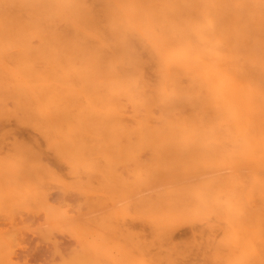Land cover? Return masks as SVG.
Returning a JSON list of instances; mask_svg holds the SVG:
<instances>
[{
	"label": "bare ground",
	"instance_id": "obj_1",
	"mask_svg": "<svg viewBox=\"0 0 264 264\" xmlns=\"http://www.w3.org/2000/svg\"><path fill=\"white\" fill-rule=\"evenodd\" d=\"M19 24H23L24 28L18 29ZM27 34L29 37L25 36ZM19 35H23L22 38L28 40L23 43L25 45L23 47L31 48L32 53L33 50L36 52L33 64H29L31 61L29 63L22 61L28 52L21 50L19 43L14 42ZM7 38L11 39L10 42H4ZM19 38L21 37L19 36ZM13 39L15 40L13 41ZM45 47L48 48L45 49ZM47 49L49 52L44 51ZM5 73L8 77L5 76ZM33 109L36 120L32 123V129L34 128L42 138L44 146L51 149L56 156H64L63 158L66 157V153H70L71 149L73 152L70 154H74V151L76 153L78 149L75 148L79 143L80 146H77L80 147L79 150H82L81 146H83V149L86 148L84 151L91 150L93 152L95 148L101 147L103 142L105 147L114 146L115 144L111 143L114 140V143L124 141L125 146L131 148V151L136 147L139 151V145H146L148 149L153 146L156 149L152 150L157 151L156 144H160V148L161 146H177L176 148L185 146L184 148L198 147L211 151L218 150L220 153L216 155L201 153L200 156L204 154L207 157L201 159L196 157L195 161H190L187 158L189 155L186 158H164L155 155L158 152L148 155V151H146L142 156L143 154L136 155L133 151L125 149V146H121L124 150L118 147L122 149L121 151L118 149L120 155L122 153L126 155L128 151L129 154H135H131L133 156L131 163H125L126 160H122L125 159V156L122 159V156H119L124 164L127 166L128 163L131 164V169H127V171L131 170L130 181L123 167V171L118 173V177L115 174V177L119 179L116 182L119 184L117 188L120 187V192L117 191L116 194L121 193L120 195H122V201L119 204L125 205L127 208V204H130L136 213L137 211L143 212L136 220L138 224L135 227L138 226L139 229H142L146 222L149 223L148 228L161 227L181 217L193 207L198 212L194 205H199V207L196 206L198 209L208 211V217L205 215L207 219L204 216L205 221L203 220L200 226H188L192 235L199 234L210 242L208 260L205 261L206 263L203 261V264H264V0H0V115L3 112L6 113L3 118L7 119L9 114L22 113L24 115ZM2 130L4 129L2 128ZM110 134L113 135V138L107 137V141L111 140L109 144L105 142L104 136ZM33 143L40 150L39 142L35 140ZM105 147L103 150H108ZM146 147L144 150L147 149ZM88 148L89 150H87ZM114 148L117 149V145ZM181 148L179 147V149ZM27 149L36 150L37 148L27 147ZM116 149L115 151H117ZM100 150L102 151V148ZM225 150L229 152L231 150L232 154H223ZM84 151L80 152L84 155ZM94 153L102 154L98 150H95ZM112 153H115L113 149ZM6 154L8 153H2L1 156ZM24 155L28 156V154ZM24 155L21 156L25 159ZM37 155L39 154L37 153ZM81 155L77 156H80L79 161L85 162L87 156H83L86 160H82ZM118 155L116 154L114 158ZM4 157V162H9L8 164L14 158L11 156L13 157L11 159L8 156L10 161H6L8 157ZM92 157L94 158V156ZM105 157L106 155L103 158ZM237 157L242 166L239 161L236 165ZM16 158L19 160V157L14 159ZM236 158L237 160H235ZM24 159L22 161L25 165L19 166L22 170H27L29 164ZM36 159L40 161V163L36 162L38 166L39 164H44L42 165L44 167L48 166L47 162L45 163L39 158ZM36 159L34 158L35 161H37ZM90 159L92 158L90 157ZM34 160L32 163L30 162L31 167L35 163ZM93 160L88 161V166L96 168L98 170L96 172L102 171L103 167L100 168L102 165L98 169L96 161ZM16 161L11 162L15 163ZM92 161L95 167L90 163ZM75 162H71L72 165H75ZM189 162H193L197 166L198 164L212 166L216 162L221 164L233 162L236 166H241L243 170L241 187L245 194V203L241 209L242 225L239 241L235 240L236 232L233 233V237L230 234V229L235 226L234 222L233 228H228L232 215L231 208L235 203L230 193L233 189L229 192H224L222 189L221 191L224 193L217 195L218 192L217 194L211 192L204 180L188 192H186L187 189L184 190L181 187L186 184L184 182H181V186H172L173 179L180 172L184 173L182 169L186 168V165L195 166ZM84 166L86 170V165ZM14 167L9 168L12 177L15 175V173L12 174ZM48 168L46 169L48 170ZM93 168L92 171H95ZM201 168L204 167L201 166ZM193 169L195 171V168ZM193 169L189 170L190 173L193 172ZM196 169L199 170L197 167ZM22 170H19L20 176L24 173ZM178 170L180 171L177 173ZM1 172L3 171L1 170ZM128 172L130 175V171ZM198 172H201V169ZM5 173L7 174V172ZM89 174L90 176L86 177H88V183L92 189L95 188L93 184L96 185V183H92V173ZM26 175L28 177V174ZM59 175L53 176L57 178ZM105 176L102 178L105 179ZM189 177L185 175V180H190ZM5 178L3 179L5 180ZM30 179H32L31 176ZM193 179H195V175ZM33 181L30 180V182ZM60 181L65 183L63 179ZM217 181L219 182L218 179H216ZM26 182L28 183V181ZM130 182L133 187H130L132 190L128 194L127 189L131 186ZM191 182H193L192 179ZM57 183L59 182L57 181ZM19 184L21 183L19 182ZM35 185L38 186L36 183ZM111 185L110 188H112ZM28 186L32 187L30 183ZM103 186L105 185L102 184L101 187ZM220 186L222 188V185ZM19 187L22 188L21 185ZM36 189H34L35 194L38 193H36ZM59 189L61 190V187ZM103 189L105 188L103 187ZM113 189L115 188L113 187ZM2 190L0 191L6 192L4 189ZM217 191H220L219 187ZM115 192L113 191V194ZM8 193L11 194V192ZM105 193H107L106 190ZM118 195L115 196L116 199L119 197L121 200ZM95 197L93 198L92 195L88 199L85 198L86 201L89 200L87 221L93 225L97 224V228H101V226L103 228L102 224L105 220L101 213L102 203L99 205L97 201L95 202L94 200L97 199ZM45 198L46 196H44ZM44 199L42 200L44 201ZM112 200L115 201V198ZM7 202L9 203V201ZM47 202L45 204H51L48 200ZM60 206L58 205L59 208ZM79 207L80 205L78 209H80ZM132 207H130L131 210ZM41 210L45 213L46 209L42 208ZM55 210L57 211V209ZM68 211L63 209L62 212ZM66 214L69 218L72 216L70 213ZM78 214L79 217L82 214L81 211ZM75 215L77 216V214ZM61 217L64 218L63 215ZM61 217L59 215L58 219L61 220ZM124 217L126 218V216ZM51 218L50 221L53 220V224H51L55 225L54 217ZM63 218L61 221H65L66 224L63 227L67 226L68 228L67 220L72 223L73 219L66 220L65 217L63 220ZM49 219H47L48 222ZM74 223L73 221L72 225ZM125 224V220H121L122 231L125 230ZM93 225L92 227L95 228ZM17 227L15 226V228ZM60 228L62 229V226ZM82 230L84 234V229ZM133 230L135 232L134 226ZM144 230L147 229H143V232ZM219 230L224 232L221 233V236L218 235ZM234 230L236 229L234 228ZM4 231L0 228V264H27L21 262L20 258L19 260L12 258L13 255L7 257L9 253L12 254L11 249L5 255L9 248L3 241ZM85 234L83 236L79 233L83 239L86 237ZM120 234L125 233L120 232ZM11 235L8 237L6 235L7 239ZM13 237L15 238V236ZM11 238L10 240H13ZM85 239L84 241H87ZM89 240L91 241L90 238ZM124 240L127 243V238ZM90 241L87 242L88 246ZM123 241L120 251H118L119 257H117L122 264L126 261H130L131 264H195L197 261L196 258V261L193 260V257L191 260L185 256H171L161 250H151L147 244H144L146 242L144 239H139V243H135L130 249L124 247L126 243L123 244ZM56 243L59 244L60 241L59 243L56 241ZM56 243L54 242V244ZM4 246L6 247L3 248ZM127 246L130 245L127 244ZM84 249H82L83 253L86 251ZM56 250L53 251L56 252ZM13 253L15 252L13 251ZM50 253L52 254V252ZM64 253H59L61 255H59L60 260L58 261H55L54 257V262L51 260L52 262L49 263L47 260L48 264H73L71 259L76 253L72 252L74 255L71 258L69 254L64 255ZM200 253L204 254L205 250ZM80 254L81 258L82 255L85 257L84 254ZM84 259L86 262L87 258L82 260ZM76 260L82 261L79 258Z\"/></svg>",
	"mask_w": 264,
	"mask_h": 264
},
{
	"label": "rangeland",
	"instance_id": "obj_2",
	"mask_svg": "<svg viewBox=\"0 0 264 264\" xmlns=\"http://www.w3.org/2000/svg\"><path fill=\"white\" fill-rule=\"evenodd\" d=\"M17 28L18 29L19 28H24V25L23 24H19ZM19 36L21 38H19ZM19 36L16 37V40L13 39V41L15 40L14 42L19 43L18 45H19V48H21V50L23 49L25 52H28V53H26V56H25L24 60H22V61L23 62L24 61L25 62L28 61V63L31 61L29 64H33L35 62V53L36 52L33 50V53H32V49L31 48H26V47L24 48L23 46H25V45L23 43H25V41H28V40L22 38V37H24L23 35H19ZM25 36L26 37H29V34H27ZM10 40L7 38V39L4 40V42H6V41L7 42H10ZM17 40H19V41L17 42ZM21 43H22V45H21ZM20 45H21V47H20ZM46 48H48V47H45V49ZM44 51L45 52H49L48 49H47V51L46 50H44ZM26 57H27V59H26ZM5 76H7L6 73H5ZM27 113H25L24 115H22V113H17V114L15 113V115H12L11 114L12 116L9 113H7V114H9V115H7V119L6 118H3L6 115V113L4 114V112H3L2 115H0V122L2 123V124L0 123L1 124L0 125L1 126L0 127L1 128L0 129V148H3V149H0V157H1L0 160L2 161V162L0 161V168L3 171V172H1V170H0V172L2 173V175H1L2 177L0 176L1 177L0 178V188H1L0 190L3 191L2 189H4L6 191L5 193L0 191V226H1L0 228L3 229V230H5L4 231L5 234L3 233V235L5 236L3 241L5 242L4 244H6L7 248H9L6 251L5 255H7V253H9V250L10 249H11L10 252H12V254L9 253V255H7V257L8 256L10 257L11 255H13V256H11L12 258H16L18 260L20 258L21 259L20 260L21 262H26L27 264H48L47 260L49 261V263H50L51 260L54 262V259H55V261L56 260L58 261V260H60L59 259L60 258L59 255H61L59 253H64L65 252L64 255L65 254L66 255L69 254L70 258H71L72 255H74L76 253L77 255L75 254V256H72L73 259H75V258L78 259L79 258V259L82 260L83 258H87L86 259V262H85V259L82 260V261H79V260H76L75 259L76 261H79V262H76L75 260H74L75 261L74 262L73 259H71V262L73 264H120V263L122 264V262H120L119 258H117V257H119L118 256V253H119L118 251H120V248L122 246L121 245V242L123 241V239L127 238V243L125 242L126 240L123 241L124 242L123 244L126 243L125 244L126 246H127V244L130 245V246H127V247L124 245V247L126 249L128 247L130 249V247L132 245H134L135 243H139V239L140 240H143L144 239L146 241L144 244H147V246L151 250H153V249L154 250L155 249L156 250H161V252H163L165 254H169L171 256H185V257H187V258H189L191 260H192V257H193V260L196 261V259H197V261H196L197 264H199L200 261H201L200 264H203V261H204V263H206L205 261L208 260L207 255L209 254L210 242H209L208 239L199 236V234H195V235L193 234L192 235V231H190L188 225H191V226L198 225V226H200L201 225V222L203 220L205 221L204 216L208 214V211H202L201 209H198L199 205H194L195 208H196V210H198V212L195 211V209L193 207V209L192 208L189 209L181 217H179L177 219H174V221L172 220V221H170V222L162 225L161 227H154V228H150L149 227L148 228L149 223L146 222L147 221L146 220V221H144V222H146L145 223L146 228H145V226H143L142 229H139L138 226L136 228L135 225L138 224V221H136V220H138V218H140V216H141V214L143 212L137 211V213H136V210L133 209L132 205H130V204L129 205L127 204L128 208L125 205H124L125 206L124 207V206H122V204H119L122 201V197H121L122 195H120L121 193H119V195L121 197V200H120V198L118 197L119 195L116 194L117 191L120 192V187L117 188L119 184L116 183L119 179L115 177V174L118 177V173H120V171L121 172L123 171V169H122V167H123L125 169V173H127V176H129L128 177L129 178V181L131 180V177H130L131 176V170H128V171H130V175H128L129 172L127 171V169L128 168L131 169V167H130L131 164L129 165V163L132 162L133 156H131V154H134V153H136V155H139V154L142 155L143 153H146V151H148L147 153L149 155L150 153L151 154H155L156 152H158L155 155L160 156V157H164V158H166V157L167 158H179V157L180 158L181 157L186 158L189 155L187 158L190 159V161H195V159H197L196 157H198L199 159L207 157L206 155L204 156V154H206V153H207V155H210V154L211 155H216V154L220 153L218 150H212L211 151V150H207V149L205 150V149H202V148H201L202 149L201 150L198 147H194V149H192L193 147L192 148L191 147L184 148L185 146H178V148H176L177 146H167V147L164 146L165 147L164 148L163 146H161V148L163 149L162 150L159 147L160 144L159 145L156 144L157 151L154 150L155 152L152 150V149H156V148H153V146L152 147L150 146L149 147L150 149H148L147 148L148 146L146 147V145L145 146L144 145H139V147H138L139 148L138 149L139 151H137V147H136V149H134L135 151L132 150L134 153L129 154V151H131V148H129L128 146H125L126 143H123L124 141H122V143H121V141L120 142H117L116 141L117 143H114L115 142V140H114L111 143H112V145H114V144L117 145V149L114 148L115 145L114 146L111 145L112 147H110V148H108V146L107 147L103 146L105 144L104 142H103L104 144L103 143L101 144L103 147L101 146V147H98V149L97 148L94 149V151L95 150H98V152L100 151V153L103 154L102 157H101L102 154L100 155L99 153H94V151L93 152L91 150H90L91 152L90 151H84V150H86V148L83 149V146H81L82 150L84 151V155H83L82 154L83 153L82 150L81 149L79 150L80 147L79 148L77 147V146H80V143H79V144H77V146L75 148V149H78V150H76V153L74 151V154L73 153L72 154L74 156H76V157L78 156V154L79 155L82 154L81 155L82 156L81 157L82 160L84 159L83 156H87V160H86V158L84 159V160H86L85 161L86 164H85L84 161H79L80 159H78V158H80V156L77 157V159H76V157L74 158V156L72 154H70L71 152H73L72 149H71V151H69L70 153H66L65 152L66 154H69V155H66L65 154V156H66L65 157L66 158V160H65L66 163H65V161H64L65 158H63L64 156L61 157V156H58V155L56 156L55 154H53V152L51 151V149H49L46 146H44V143H43L42 138L38 135L37 132H35V129L34 128L32 129V127H33L32 126V123H34L33 121L36 120V118L34 117V116H36L35 115V112H34V109L32 111H30V112H27ZM27 115H29L30 117L27 116ZM18 116H20V117L18 118ZM21 117H24V118H21ZM8 118H10V119H8ZM16 120H17V122H16ZM4 125H5V127H4ZM29 125L31 126V128H30ZM2 128L4 130H2ZM33 130H34V132H33ZM110 135L104 136V140H105L106 143H109L111 141V140L110 141H107V139H108L107 137L108 136H109V139H111L110 137L113 138V135H111V136ZM35 140L37 142H39V144H40V150L37 147V145L33 143V142H35ZM25 145H26V148H25ZM127 145H128V142H127ZM121 146H125V149H129V151L127 152L128 154L124 155V153H122V155H120V152L118 151V149H120V151H121L122 150L121 148H123ZM142 146H143V148H142ZM156 146L154 145V147H156ZM27 147L35 148V149L37 148V149L36 150H31V149L29 150V149H27ZM44 147H45V149H44ZM104 147L108 149V150L105 149L107 152L103 150ZM118 147H121V148H118ZM145 147L147 149L144 150ZM170 147H173V148H170ZM179 147H182V148L179 149ZM24 148H25V150H24ZM100 148H102V151L103 152L100 150ZM183 148H184V150H182ZM112 149H113V151L115 153H112ZM115 149L117 151H115ZM165 149H167V150H165ZM170 149H171V151H170ZM1 150H3V151H1ZM87 150H89V148ZM123 150H124V148H123ZM125 151H127V150H125ZM85 152H86V154H85ZM87 152H88L89 156H88ZM122 152H124V151H122ZM224 152H226V153H224ZM224 152H223V154H228V153H230L229 155L232 154L231 153V150H230V152L229 151H226V150ZM2 153L3 154L8 153V154H6L4 156H6V157L10 156L11 159L13 157L14 158L15 157H19V160L17 158L16 159L13 158L14 160L12 159L11 161L14 162V161L17 160L18 162L16 161L15 163H12L9 160V157H8V158H6V161H10V164H8L9 162H4L5 157L3 155L1 156ZM37 153L40 155V157H39V155H37ZM201 153H204V154H202V156H200ZM22 154L23 155L24 154H28L29 157L26 156V155H24L25 156V159H24V157L21 156ZM116 154L117 155L119 154V155L116 158H114V156H116ZM104 155H106L107 159H106V157L103 158ZM11 156H13V157H11ZM92 156H94V158ZM119 156L120 157L122 156L121 159L125 156V159L123 158L122 160H126L125 163L129 162L128 163V166L126 164H124V161H121V159H120ZM126 156H128L127 157L128 160H127ZM142 156H144V154ZM27 157H28V161H27ZM41 157H43V158H41ZM90 157L92 159H94L93 160L94 162L96 161L95 163L98 165V166H96V167H98V169H100V168L103 167L102 168V171L96 172V170H97L96 168L94 169L92 166H90V167L88 166V161H91L92 160V159H90ZM191 157H192V160H191ZM34 158L35 159L36 158H39V159L41 158L40 160H42L43 162L45 161V163L47 162L46 164L49 166V168H48V166H46V164H45L46 167L42 166L44 164H39V166H38L37 163L38 162L40 163V161H38L37 159H36L37 161H35ZM62 158H63V161H62ZM67 158L68 159H71V160L68 161ZM237 158L235 160H237ZM23 159L25 160V162H27L29 164V167L27 168V170L26 169L25 170L24 169L23 170L21 169V166L22 165H25L24 161H22ZM74 159H76V160H74ZM129 159H131V160H129ZM33 160H34L35 163L32 164V167H33L32 168L31 167V163L33 162ZM107 160H109V161H107ZM52 161H53V163H52ZM55 161H57V163H55ZM93 161L90 162V163H92L94 165V167H95V164L93 163ZM238 161H239L240 165L242 166L241 161H240L239 158L236 161V165L238 164ZM71 162L72 163L75 162V165H72ZM233 162H235V161H233ZM233 162H230V163L229 162H226V163H223V164H221L220 162H218V163L216 162L218 165L216 163L215 164L213 163V165H212V166H215V167H212L211 165H202V164H200V165L198 164V166H197V164H194L193 162H191L193 166L195 165L197 168H199V170L201 169V172H198L199 170L196 169L195 166L192 167L191 165H186V168L187 169L186 168H183L182 171H184V173H185L186 176L189 177V175H190V177H189L190 180H188V181H187V179L185 180V175H182L184 173L180 172L181 175L179 173V175L177 174V176L173 179L174 180L173 182L175 183V185L172 182L173 183L172 186H181V182H184V184L186 183L184 185L185 187L184 186H181V187H183L182 189H184V190L187 189L186 192H188V191H190V189L192 191L194 189V186L196 187V185L200 184L204 180L205 181V184L206 183L208 184V188H210V191L211 192H213L215 194H217V192H218L217 195L223 194L224 192H229V190L233 189L232 192L230 191V193H231L232 197L234 198L235 203L232 205V208H231V211H232L231 214L232 215H231V220L229 222V225L230 226L228 225V228L229 229L231 227L233 228V222H234V224H235L234 228L236 230H234V228L233 229H230L231 230V233L230 234L233 237L234 234H235V232H236V234H235L236 235V237H235L236 239L235 240L239 241L240 238H241V236H240L241 235L240 227L242 225L241 209L243 208V205L245 203V194L243 193L242 187H241V183H242L241 181L243 180V170H242L241 166H239V165L236 166ZM6 163H7V165L5 166ZM48 163H50V164H48ZM54 163H55V165H54ZM68 163H69V165H68ZM51 164H52V166H51ZM76 164H77V166H76ZM121 164H122V166H121ZM19 165H21V166H19ZM80 165H82L84 168L82 169V166H80ZM84 165H86V170H85V166ZM100 165H102V166L100 167ZM2 166H3L4 169L2 168ZM13 166H15V167L18 166V167H16L17 171H16V169L14 167V171H16L18 174L12 170L13 171L12 174L15 173V175H14L15 178H14V176L12 177V175L9 173V170H10L9 168L10 167H13ZM126 166H127V168H126ZM201 166L204 167V168H201ZM208 166H211L212 168L211 167L207 168ZM6 167H8V168H6ZM91 167L95 171H92V168ZM46 168H48V170ZM53 168H55V169H53ZM87 168H88V170H87ZM193 168H195V171H194ZM5 169L8 170V171H6ZM190 169H193V172L191 170L192 173H190V171H189ZM207 169H208V171H206ZM209 169H211V170H209ZM19 170H22L24 172L21 176H20L21 173H19L20 172ZM54 170H55V172H54ZM118 170H119V172H117ZM196 170H197V173H196ZM25 171H27V172L25 173ZM179 171L180 170H178L177 173ZM5 172H7V174ZM80 172H82V173H80ZM4 173L6 174V176H5ZM30 173H31V175H29ZM89 173H92L91 174L92 175V177H91L92 178V183H96V185L93 184V186H95V188H92V189H91V187L89 185L90 183H88V179H87L90 176ZM95 173H97V174H95ZM26 174H28V177H27ZM56 174L57 175L60 174V175L57 176V178H56V177H54ZM17 175H18L17 178L19 179V181L16 178ZM194 175H195V179H193ZM8 176H10V178H8ZM19 176H20V178H19ZM30 176H31L32 179H30ZM33 176H35V177H33ZM86 176H88V177H86ZM99 176H100V178H99ZM103 176H105V179L102 178ZM4 177H6L8 180L6 178L4 180L3 179ZM21 177L22 178L24 177V178L22 179ZM215 177H217V178H215ZM13 178L14 179H17V180L14 181ZM58 178H59V180H58ZM60 178L63 179L65 181V183H63V181H60L61 180ZM176 178L178 179V181H180L179 183H178V181H177ZM2 179H3V181H6V182L4 183L2 181ZM183 179H184V181H183ZM191 179H192L193 182H191ZM216 179L219 180L220 185H222V188L219 185V182L218 181L216 182ZM30 180H34L35 182L34 181L33 182H30ZM36 180H37V182H36ZM80 180H82V181H80ZM13 181H14V183H13ZM26 181H28V183ZM57 181L59 183H57ZM84 181H86V182H84ZM185 181H187V182H185ZM8 182H9V185H8ZM11 182H12L13 185L11 184ZM19 182L21 184L18 185ZM61 182L64 184V188H63V184ZM188 182H190V183H188ZM16 183H17V185H15ZM29 183H30V186H32V187L34 186V187L33 188L32 187H29L28 186ZM35 183L38 186H36ZM102 184L105 185V186H103L105 189H103V187H101ZM109 184L110 185L111 184L112 185L114 184L115 186L114 185L113 186L111 185L112 188H110V185ZM130 184H131V186H129V188L127 189L128 194H129V191L132 190L131 188L133 187V184L131 182L129 183V185ZM230 184H231V186H229ZM20 185L22 187L21 189L24 188L23 187L24 185H25V187L27 186L28 188L27 187H26L27 189L24 188L23 189L24 191L22 190L23 191L22 192L21 189H20V187H19ZM87 185H89V186H87ZM186 185H188V186H186ZM215 185H217V186L219 185L218 187L220 188V191H217V188L218 187L215 186ZM191 186H192V188H191ZM59 187H61V190L59 189ZM108 187H109V189H107ZM113 187L115 189H113ZM15 188H16V190H15ZM36 188H38V189H36ZM215 188H216V190H215ZM228 188H230V189H228ZM8 189H10L11 191H9ZM28 189H29V191H28ZM34 189H36V193L38 192L37 194L34 193L35 192ZM222 189H224V192L221 191ZM103 190H104V193H103ZM105 190L107 191V193H105ZM91 191H93L95 194L93 192L91 193ZM113 191H116L115 194H113ZM8 192H11L12 195L10 193H8ZM30 193H31V195H30ZM33 193H34V195H32ZM47 193H50V194H47ZM100 193L102 194V196H101ZM98 194H99V196H97ZM8 195H10L11 198H9L10 196H8ZM36 195H38V196H36ZM92 195H93V198H94V196H96L95 198H97V199L94 200L95 202L97 201L99 203V205L102 203V205H101V210H102L101 213L103 214V220H105V222H103L104 224H102L103 225V228H102V226H101V228H97L98 227L97 224L94 223V225H93V224L88 223V221H87L88 220V218H87L88 209L87 208L89 206V200L86 201L85 198L87 197V199H88ZM116 195H118L117 196L118 197L117 198L118 200L115 197ZM33 196H35L36 198L33 197ZM44 196H46L45 199H44ZM56 196H59L61 200L59 199V197H56ZM26 197H28V198L26 199ZM56 198H57V201H56ZM111 198L112 199L115 198V201L112 200ZM42 199H44V201ZM46 199L51 203L50 205L49 204H45V202L48 203ZM52 199H54V200H52ZM12 200H14V201L12 202ZM7 201H9L10 204ZM84 202H86V203H84ZM40 203H43V204L41 205ZM68 203H69V205H67ZM116 203H118V204L116 205ZM38 204H40V206H38ZM52 205H53V207H51ZM58 205L59 206L61 205L60 208L58 207ZM79 205H80V207H79L80 209H78V206ZM20 206H21V208H18ZM196 206H198V207H196ZM41 207L43 208V210L46 209L47 211L45 210V213H43V211L41 210L42 209ZM49 207H51V208H49ZM68 207H69V209H67ZM130 207H132V210H131ZM38 208L40 209V211L38 210ZM47 208H49V209H47ZM62 208L64 209V211H68V210L69 211L68 212H62L63 211ZM55 209H57V211ZM61 209H62V211H61ZM123 209H125V210H123ZM26 210H27V212H26ZM78 210H80L81 213H82L80 215L81 217L80 216L78 217V215H79L78 213H80V211L78 212ZM199 210H201V212H199ZM29 211H31V212H29ZM57 212H59V213H57ZM52 213H53V215H52ZM61 213L64 216V218L66 217V220L69 218L68 217V214H66V213H70V215H72V216L69 219L70 220L73 219V220H71V222L73 223V221H74L75 222L74 224H76V225L73 226L74 224L72 225V223H70V221L67 220V222H69V223L66 222L68 224V228H67V226L66 227H63L66 224H65V221H61L62 218H63V217H61L62 216ZM75 214H77V216ZM134 214L136 215V218L137 219L135 218V215ZM138 214H139V216H138ZM49 215H51V216H49ZM59 215L61 217V220L58 219V216ZM83 215H85V216L83 217ZM123 215L126 216V218ZM75 216L77 217V219H76ZM51 217H54L53 219H54V224L55 225H52L53 224L52 223L53 220L50 221L52 219ZM121 217H124V218H121ZM207 217H208V215H207ZM207 217H206V219H207ZM64 218H63V220H65ZM39 219H41V220L39 221ZM47 219H49V222L47 221ZM121 220H123V221L125 220V222H126V224H125L126 227H125V230L124 231L121 230V228H122V226H121ZM134 222H137V223H134ZM12 224L14 225V227H13ZM49 224H50V226H49ZM236 224L237 225L240 224V225L237 226ZM56 225L58 227H55ZM92 225L95 226V228L92 227ZM128 225H129V228H128ZM15 226H18V227L15 228ZM43 226H44V228H43ZM61 226H62V229L61 228L59 229V227H61ZM133 226H134L135 232L133 230ZM57 228H58V230H57ZM82 229H84V234L87 231L89 232V233L87 232V235L88 236L93 234L90 237H88L85 234V236L87 237V239H85L86 237L84 239L87 240V241H84V239H83L84 234L82 233L83 232ZM143 229H147V230H144V232H143ZM7 230H9V231L6 232ZM118 230H120V231H118ZM138 230H139V232H138ZM239 230H240V233H239ZM10 231H11V233H10ZM72 231H74V232H72ZM140 231H141L142 234L140 233ZM75 232H78V233H75ZM116 232H117V234H116ZM120 232L121 233L124 232L125 234H123V235L125 237L122 234H120ZM150 232L151 233L153 232V234H151ZM79 233L82 234L83 236L82 235H79ZM139 233H140V235H139ZM221 233H224V232L221 231V230H219L218 235L220 234L219 236H221L222 235ZM11 234H14L13 236H15V238ZM119 234L122 235L124 238L122 236H120ZM3 235H2V237H3ZM6 235H7V237L11 235L12 238L9 237L8 238L9 240H8L7 237H6ZM50 235H52V236L49 237ZM118 235H119V237H118ZM126 235H127V237H126ZM77 236H80L82 238H80V237L78 238ZM170 236H171V239H172L171 241H170ZM48 237L51 238V239H49ZM116 237H118V238H116ZM130 237H131V239H130ZM238 237H240V238H238ZM10 238L13 239V240H10ZM53 238H54V240H53ZM89 238L91 239V241L89 240ZM80 239H81V241L83 240L82 241V244H81ZM148 239H149V241H148ZM56 241H58V243L60 241V243H59L60 245L57 244ZM77 241H78L79 245H78ZM88 241H90V245L89 246H88L89 243H87ZM131 241H133L132 242L133 244L132 243L130 244ZM8 242H9V244H8ZM54 242L56 244H54ZM61 243H63V244L61 245ZM55 245H57V246H55ZM64 245H66V246L64 247ZM82 245H83L84 248H85L84 245H86L89 248L91 246V249H89V248L86 249L87 247L84 249L83 247H81ZM6 246H4L3 248H5ZM10 247H12V248H10ZM73 247H75L76 249L75 248L72 249ZM56 248H57V250H56ZM54 249L56 250V252L53 251ZM61 249L62 250L64 249V250L62 251ZM70 249H72V250H70ZM82 249L86 250L87 252L89 251L88 254H87L86 251H85V253H83L82 252ZM73 250H75V251H73ZM204 250H205V253L204 254H201L200 252H202ZM13 251L16 254L13 253ZM68 251H70V252L68 253ZM50 252H52V254ZM72 252L73 253L75 252V253L73 254ZM80 253L84 254L85 257L82 255V258H81V254ZM54 254H55V256H54ZM86 255H88V256H86ZM53 257H54V259H53ZM16 259H14V260H16ZM87 261H88V263H87ZM44 262H46V263H44ZM129 262L130 261H126V262H124V264L125 263L128 264ZM129 264H131V263H129Z\"/></svg>",
	"mask_w": 264,
	"mask_h": 264
}]
</instances>
